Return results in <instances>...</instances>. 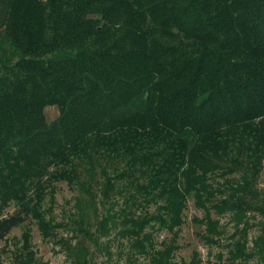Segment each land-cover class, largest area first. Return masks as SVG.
Listing matches in <instances>:
<instances>
[{
  "label": "trees",
  "instance_id": "16d2710c",
  "mask_svg": "<svg viewBox=\"0 0 264 264\" xmlns=\"http://www.w3.org/2000/svg\"><path fill=\"white\" fill-rule=\"evenodd\" d=\"M263 160L264 0H0V241L28 220L56 237L42 205L66 181L77 239L54 240L70 264H95L89 241L115 264H199L173 260L190 197L204 243L221 245L211 211L230 213L228 261L264 264L263 235L246 245ZM11 253L43 264L27 228Z\"/></svg>",
  "mask_w": 264,
  "mask_h": 264
},
{
  "label": "rangeland",
  "instance_id": "374dc122",
  "mask_svg": "<svg viewBox=\"0 0 264 264\" xmlns=\"http://www.w3.org/2000/svg\"><path fill=\"white\" fill-rule=\"evenodd\" d=\"M44 114L47 121L55 119L59 110L55 105H48L44 108ZM237 177V175H235ZM228 180H232L231 176H221L215 174L211 177L210 182L213 187H221L227 183ZM258 187L264 198V160L263 169L258 180ZM76 195L78 190L75 185H70L66 181H55L52 186L47 188V193L43 201L42 209L46 219L52 223L57 224L54 232L55 236L52 239L44 240L37 228L34 220H28L18 227L11 230L5 240L0 241V264H12V250L15 245H21L22 233L27 228L30 230L31 243L33 250L35 251L36 258L43 264H70L65 249L61 244L56 243L54 239L60 237L68 238L72 244L75 243V220H78V208L75 204ZM98 207L97 213L93 214L94 206L89 207L88 213L90 214V221H95L96 215L98 217L104 213L106 206L96 205ZM155 206L152 205V210ZM14 205L11 204L5 212H12ZM86 209V208H84ZM203 210L197 208L194 205V199L190 197L187 201V207L184 210L185 222L182 225L181 232L178 237L179 248L174 251L173 260L176 263L181 261L188 262L191 258L192 252L197 251L201 261L199 264H233L228 261L226 243L231 241L230 234L234 231V222L230 219V213H224L217 216L213 211L211 214L213 217H219L220 228L223 231L221 245H208L200 239L199 234L203 231V224L195 223L193 217L201 218L203 216ZM247 220L250 223V227L246 235V245L248 249L255 247L254 240L260 234L264 237V215L262 213L254 211L247 213ZM95 225V224H94ZM155 238L158 242L169 237V233L165 229H159L154 232ZM109 238V237H108ZM236 238V237H235ZM100 242L107 240L106 236H102ZM112 251L117 249V242L112 243ZM89 248L92 251L91 257L95 264H115L118 261L117 252H114L113 256L108 257L103 251L96 249V246L89 241ZM219 254L221 257H219ZM122 263L124 259H119ZM248 264H262L260 257L254 255L248 260Z\"/></svg>",
  "mask_w": 264,
  "mask_h": 264
}]
</instances>
